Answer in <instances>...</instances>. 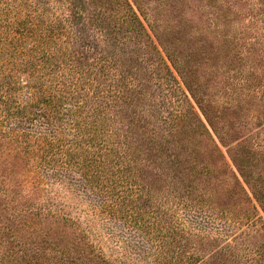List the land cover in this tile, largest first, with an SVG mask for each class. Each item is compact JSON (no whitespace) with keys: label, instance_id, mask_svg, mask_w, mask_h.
Here are the masks:
<instances>
[{"label":"trees","instance_id":"trees-1","mask_svg":"<svg viewBox=\"0 0 264 264\" xmlns=\"http://www.w3.org/2000/svg\"><path fill=\"white\" fill-rule=\"evenodd\" d=\"M238 1L195 18L188 0H0V140L33 160L21 190L0 185L26 213L0 226V264L8 250L18 264H126L79 219L34 208L47 180L131 231L139 261L264 264V234L235 232L262 223L264 136L227 143L236 108L264 104V0ZM248 54L250 82L236 71ZM211 57L230 64L213 69L224 95L200 80Z\"/></svg>","mask_w":264,"mask_h":264},{"label":"rangeland","instance_id":"rangeland-1","mask_svg":"<svg viewBox=\"0 0 264 264\" xmlns=\"http://www.w3.org/2000/svg\"><path fill=\"white\" fill-rule=\"evenodd\" d=\"M245 1L247 0H239L238 2H240L239 4L245 7L246 10H248L249 5L247 7L245 4L243 5V2ZM251 1L253 2L254 0H250V2ZM206 3H209V0H188V4H185L184 8L187 5H196V8H189L188 13L197 18L199 15V5H205ZM179 6L180 3L177 4L178 10L180 8ZM256 10L257 8L254 7V13ZM171 18L172 17L169 19ZM143 21L146 26H148L147 21L145 19H143ZM154 40L156 41L155 38ZM232 46H235V44L224 45L222 47L223 52L227 53ZM208 61V63L202 64L198 70L200 73V80L205 86L206 91L210 94H214L219 91L218 95L219 93L224 95V90H219V88L221 89L223 87L221 86L220 78H222L221 74H223V71L230 67V64L226 63L225 59L217 61L214 57L209 58ZM252 65L253 62L251 60V55L243 59L242 62L238 63L236 71L237 73H241V75H238L239 78L244 79L249 77L251 75ZM216 66L219 73H221L219 75L217 72L213 71ZM262 72L263 69H261V73ZM245 80L250 82L247 78ZM224 83H227V81H224ZM250 84L259 85V80H254L253 82L251 81ZM227 125L230 126V128L232 126V130H230V138L233 136L232 140L229 139L227 141L229 147H234L237 139L239 140L241 137H244L245 140L251 141L252 144L257 143L264 136V104H262L259 99H250L241 103L240 106L236 108L233 115H230V117L227 118ZM231 150L234 152V149ZM223 151H226L225 148H223ZM32 162L33 160L29 157V155H14L12 147L0 140V178L4 179L3 181L0 180V185H6L5 187L11 190L13 189L16 192L21 190L20 183H22L25 177L30 174ZM255 163H257V167L255 169L258 173L262 174V181L264 182V156L259 155L258 158L255 159ZM44 187L43 192H39L35 197H33L35 209L44 205L45 209H48L49 211L61 212L68 217L79 219L82 222V225L89 230L95 239L96 244L104 250L108 257L117 259L118 261H124L126 264H148V262H144L142 260L139 261L135 251L128 247L124 242L128 239L131 231L126 229H124L125 231H120L116 228V225H119V221L108 219L106 213L100 212V210L94 211L91 205H89V201L91 204V200L86 198V194L84 192L66 190L57 181L52 184V182L47 180L44 183ZM1 193L2 191L0 190V195ZM90 195H93V193L90 192ZM4 200L5 199L2 195L0 197V226H14L13 224L17 222L20 223V219L26 214L25 212H22L23 201H9L7 205H4ZM221 203L223 204L224 201H221ZM18 215H20L19 218H17ZM260 216L262 217V223L258 221L255 225L246 226V223L239 224L235 222L238 225L235 232L240 233L242 230H249L251 232L253 230L254 232L258 229V233L264 234V212L261 211ZM33 222L35 223L37 220H34ZM41 226H48V224L41 223ZM59 228L60 235L64 232L68 233V236L62 239L63 241H66L70 236H72L70 234V230L67 229L65 225L60 224ZM19 233L25 235L28 231H19ZM136 239H138V237ZM58 241L60 242V240ZM225 242L226 240L220 241L221 244ZM0 253H3L2 247L0 249ZM12 255V251L8 250L5 257L3 256V264H18V262L16 263L13 260L14 258Z\"/></svg>","mask_w":264,"mask_h":264}]
</instances>
